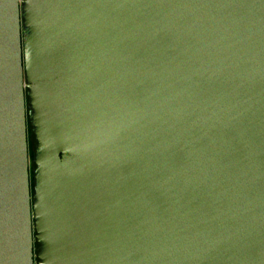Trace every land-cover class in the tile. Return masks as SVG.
I'll return each instance as SVG.
<instances>
[{
    "label": "water",
    "instance_id": "95a60500",
    "mask_svg": "<svg viewBox=\"0 0 264 264\" xmlns=\"http://www.w3.org/2000/svg\"><path fill=\"white\" fill-rule=\"evenodd\" d=\"M0 264H264V0H0Z\"/></svg>",
    "mask_w": 264,
    "mask_h": 264
},
{
    "label": "rangeland",
    "instance_id": "374dc122",
    "mask_svg": "<svg viewBox=\"0 0 264 264\" xmlns=\"http://www.w3.org/2000/svg\"><path fill=\"white\" fill-rule=\"evenodd\" d=\"M29 147H30V165H31L32 160H33V153L31 151V145ZM30 178H31V181H32V171L30 172Z\"/></svg>",
    "mask_w": 264,
    "mask_h": 264
}]
</instances>
